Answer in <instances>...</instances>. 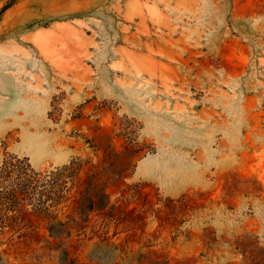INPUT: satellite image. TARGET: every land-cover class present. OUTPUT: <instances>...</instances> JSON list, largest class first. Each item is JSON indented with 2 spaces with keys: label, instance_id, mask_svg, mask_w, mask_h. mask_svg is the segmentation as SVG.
<instances>
[{
  "label": "rangeland",
  "instance_id": "obj_1",
  "mask_svg": "<svg viewBox=\"0 0 264 264\" xmlns=\"http://www.w3.org/2000/svg\"><path fill=\"white\" fill-rule=\"evenodd\" d=\"M11 156L82 167L0 264H264V0H0Z\"/></svg>",
  "mask_w": 264,
  "mask_h": 264
},
{
  "label": "trees",
  "instance_id": "obj_2",
  "mask_svg": "<svg viewBox=\"0 0 264 264\" xmlns=\"http://www.w3.org/2000/svg\"><path fill=\"white\" fill-rule=\"evenodd\" d=\"M81 167V162L74 159L62 167L40 172L34 170L26 159L12 156L5 159L0 166V230H14L12 225H18L20 213L29 207L33 214H40L48 220L51 237L64 234L65 223L59 220V214L70 200ZM92 209L93 203L84 199L80 212Z\"/></svg>",
  "mask_w": 264,
  "mask_h": 264
}]
</instances>
